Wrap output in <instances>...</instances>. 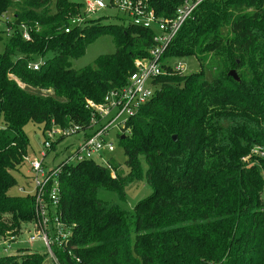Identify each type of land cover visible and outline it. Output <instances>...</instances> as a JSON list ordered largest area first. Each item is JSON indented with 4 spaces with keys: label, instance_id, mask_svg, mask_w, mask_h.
I'll list each match as a JSON object with an SVG mask.
<instances>
[{
    "label": "trees",
    "instance_id": "obj_1",
    "mask_svg": "<svg viewBox=\"0 0 264 264\" xmlns=\"http://www.w3.org/2000/svg\"><path fill=\"white\" fill-rule=\"evenodd\" d=\"M84 2L0 0L7 28L0 30L7 41L0 54V240L15 243L35 218L31 196L9 193L17 185L12 172L28 155L25 127L43 125L44 134L79 127L88 135V102L103 104L112 90L124 89L135 61L150 57L154 46L155 29L127 18L126 25L84 18ZM151 3L157 16L170 19L182 0ZM78 17L84 20L73 25ZM101 35L114 39L116 51L72 69ZM165 53L167 73L153 82L158 89L120 139L127 172L113 164L112 177L94 161L63 169L59 215L73 227L80 259L59 253L64 264H264V157L242 162L264 148V0H206ZM186 58L200 69L169 67ZM143 179L152 192L132 211L99 196L125 201ZM0 264L48 263L40 253H8Z\"/></svg>",
    "mask_w": 264,
    "mask_h": 264
},
{
    "label": "built area",
    "instance_id": "obj_2",
    "mask_svg": "<svg viewBox=\"0 0 264 264\" xmlns=\"http://www.w3.org/2000/svg\"><path fill=\"white\" fill-rule=\"evenodd\" d=\"M206 0H182L177 9L174 18H161L157 16L152 0H86L84 2V18H93L95 15L105 13L110 9H117L125 18L137 27L155 29L154 46L149 51L150 57L135 61V72L128 79V84L122 90H112L105 98L103 104H94L88 102L93 113L91 116L90 132L86 135L83 128H71L62 131L58 127H53L46 134L44 146L40 151L41 159L30 161L28 155L23 159L24 163H28L31 168L32 177L30 185H34L31 196L35 203L36 221L31 223V230L27 242L29 244L40 242L46 248L44 254L45 262L48 264H64L59 259V253L66 255L68 258L80 262L75 254L77 246L72 243L74 235L73 227L65 223L61 215L60 209V193L61 183L60 176L65 166H76L84 161H94L96 165L108 169L112 177H115L114 168L109 163L110 159L103 158L105 154L113 153L114 146L107 141L108 132L112 127L122 129L124 135L129 134V119L136 116L138 111L144 104L153 97L158 89L153 82L167 71L163 69L166 64L164 57L166 49L174 41L175 36L185 25L193 14L205 3ZM101 13V14H103ZM84 18L72 22L73 25H79ZM23 39L30 40L29 31L26 26H22ZM67 33L70 29L65 30ZM172 71L178 73H188L187 68L181 61L169 64ZM34 70L39 69V65H33ZM98 118L104 120L99 122ZM123 118H126L123 120ZM0 121V130L3 128ZM79 133L82 139L73 148H66L61 152L62 157L51 166L46 163L51 151H54L60 144V140L74 134ZM78 135V134H77ZM63 138V139H64ZM53 144H55L53 146ZM54 147V148H53ZM264 148H256L252 154L264 157ZM60 153L55 154V159ZM54 159V160H55ZM102 163H96V160ZM111 161V160H110ZM5 241V240H4ZM4 241H0L1 244ZM14 242H5V253L11 252L14 255H22L19 252H13L11 244Z\"/></svg>",
    "mask_w": 264,
    "mask_h": 264
},
{
    "label": "rangeland",
    "instance_id": "obj_3",
    "mask_svg": "<svg viewBox=\"0 0 264 264\" xmlns=\"http://www.w3.org/2000/svg\"><path fill=\"white\" fill-rule=\"evenodd\" d=\"M84 1L86 0H74V2L77 4L83 3ZM101 13L99 16L104 18V19H101V22L104 25H110V24L126 25L127 24V22L124 21L125 16L122 13H120L117 9H110L107 12L103 13L104 15H102ZM6 17L12 18V13L11 12L7 13ZM3 23L4 22L0 23V30H2V28L5 30L7 29ZM6 43H7L6 37L5 35L2 34V38L0 39V54H2L5 51ZM115 51H116V46H115L114 39L110 37L109 35H101L95 40L94 43L88 46L84 54H82L79 58L71 61V67L72 69L78 71L82 68L93 65L95 60L99 58L100 56L111 55V53H114ZM50 57H51V54L49 53L46 58H38L36 62L38 63L45 62ZM182 63L185 65V68H187L186 72L188 73L191 71H198L200 69L199 63L195 58H191V59L186 58L185 60L182 61ZM125 119L126 118H123V120ZM98 120L100 124L102 121H104V120H101V118H98ZM43 127H44L43 125L34 123V124L27 125L24 129L25 135L29 139V147H28L27 152H28V157L30 158V161H34L35 159H38V160L41 159L40 151H42L45 138L47 137L46 136L47 134L43 133ZM122 131H123L122 129L115 128V127H112L109 130L108 132L109 135L107 136L106 139L108 142H110L114 146L115 151L111 154H105L103 158H106V160L110 159L112 161L111 162L112 166L113 164L120 165L121 168L119 169L127 172L126 165H125V161H126L125 151L120 143L121 137L125 134ZM63 138L62 140H60V144L56 147V149L54 151H51L50 156L48 160L46 161V163L49 164L50 166L52 164H55L56 161H58L62 157L61 152L66 150L67 147H69L67 151H69L70 149H73L77 145V143L81 141L82 136L79 133H76V135L74 134L73 136H69L64 139ZM257 147L260 148V146H257ZM57 152L60 153V155L58 156L57 159H55V154ZM207 152L208 151L205 149L203 150L202 154L206 155L208 154ZM253 157L257 158L258 155L252 154L251 152L250 155L248 154L247 156L243 157L242 162H245L248 165H251L252 163L251 161L254 159ZM110 160H109V163H110ZM96 163H102V161L98 159L96 160ZM141 165L143 168V173L145 174L147 165H145L144 161H142ZM12 174L16 180L17 185L16 187H14L13 189L9 191L11 196H20V195L27 196L28 193H32L34 189V185L29 184L31 182L30 178L32 177V172H31V168L29 167L28 163H24L21 166H19V168L13 171ZM144 179L136 183L135 185H133L131 188H129L126 191L125 201H121L116 196V194L114 195L112 193L105 192V191L101 192L99 196L100 198L106 201H111L115 204L117 203L121 207L129 211H132L135 204H137L140 200L147 198V195H149L152 192V188L148 184H146V181ZM35 221H36V216L31 221V223H34ZM30 230H31V226L30 224H28V226L25 229H22L21 231H19V233L16 236V242L14 244L13 243L11 244V248H13L12 249L13 252H20V254L40 253L44 256L46 252V248L43 247V245L40 242L33 243V244H29L27 242L28 236H29L28 234ZM11 240L12 238L5 239V241L0 240L1 242L4 241L3 244L0 243V257L6 256L8 255V253H11V252L5 253V248L7 249V247L10 246V244L6 246L4 245L6 241L11 242Z\"/></svg>",
    "mask_w": 264,
    "mask_h": 264
},
{
    "label": "water",
    "instance_id": "obj_4",
    "mask_svg": "<svg viewBox=\"0 0 264 264\" xmlns=\"http://www.w3.org/2000/svg\"><path fill=\"white\" fill-rule=\"evenodd\" d=\"M229 76L231 77V78H233L235 81H238L239 79H238V76H237V73L235 72V71H230L229 72ZM126 136L125 135H123L122 137H121V139H124ZM177 136H174L173 137V141L174 142H176L177 141Z\"/></svg>",
    "mask_w": 264,
    "mask_h": 264
}]
</instances>
